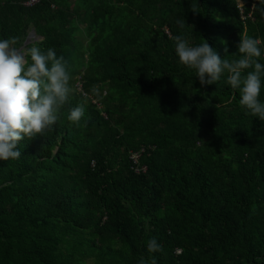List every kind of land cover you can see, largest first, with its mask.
I'll return each mask as SVG.
<instances>
[{
  "label": "trees",
  "instance_id": "trees-1",
  "mask_svg": "<svg viewBox=\"0 0 264 264\" xmlns=\"http://www.w3.org/2000/svg\"><path fill=\"white\" fill-rule=\"evenodd\" d=\"M29 1L0 0V39L63 56L71 91L49 130L0 161V264H264V121L227 71L201 86L174 40L232 62L248 36L264 64L253 0Z\"/></svg>",
  "mask_w": 264,
  "mask_h": 264
},
{
  "label": "clouds",
  "instance_id": "clouds-1",
  "mask_svg": "<svg viewBox=\"0 0 264 264\" xmlns=\"http://www.w3.org/2000/svg\"><path fill=\"white\" fill-rule=\"evenodd\" d=\"M252 8L264 16V0H253ZM178 23L183 27V21ZM174 40L179 62L196 71L201 86L216 84L227 71L226 82L240 91V106L264 121V103L259 100L264 64L256 59L261 56L256 39L241 37L237 47L242 58L232 62L222 59L207 41L190 46L181 35ZM15 44V37L0 39V161L18 159L21 156L18 142L34 139L49 130L59 119V110L71 91V74L63 56L58 58L53 49L46 52L35 46L18 49ZM224 51L227 54L228 49ZM253 66L254 71L242 77V70ZM83 115L84 108L77 106L70 110L68 119L78 124ZM146 150L143 146L131 155L139 153L140 160ZM147 247L150 253L162 250L155 238L148 241ZM140 264L145 261L141 259ZM151 264H156L155 258Z\"/></svg>",
  "mask_w": 264,
  "mask_h": 264
},
{
  "label": "built area",
  "instance_id": "built-area-1",
  "mask_svg": "<svg viewBox=\"0 0 264 264\" xmlns=\"http://www.w3.org/2000/svg\"><path fill=\"white\" fill-rule=\"evenodd\" d=\"M35 2H38V0H30L29 2H27V6H31ZM139 157H140V154L139 153H134V154L131 155V159L133 160V163L134 164H138L139 163ZM143 169L146 170V167H143ZM178 253H180V251H178Z\"/></svg>",
  "mask_w": 264,
  "mask_h": 264
},
{
  "label": "water",
  "instance_id": "water-1",
  "mask_svg": "<svg viewBox=\"0 0 264 264\" xmlns=\"http://www.w3.org/2000/svg\"><path fill=\"white\" fill-rule=\"evenodd\" d=\"M33 36H35V35H34V32H31V34H30L29 37H28L27 44L29 43V39H30L31 37H33Z\"/></svg>",
  "mask_w": 264,
  "mask_h": 264
},
{
  "label": "rangeland",
  "instance_id": "rangeland-1",
  "mask_svg": "<svg viewBox=\"0 0 264 264\" xmlns=\"http://www.w3.org/2000/svg\"><path fill=\"white\" fill-rule=\"evenodd\" d=\"M33 40H34V36L33 37H31L30 39H29V42H33ZM23 48V47H22ZM21 48V49H22Z\"/></svg>",
  "mask_w": 264,
  "mask_h": 264
}]
</instances>
